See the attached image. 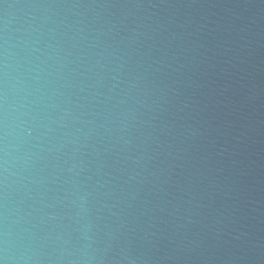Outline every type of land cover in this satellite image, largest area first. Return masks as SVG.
Wrapping results in <instances>:
<instances>
[{
    "label": "water",
    "instance_id": "water-1",
    "mask_svg": "<svg viewBox=\"0 0 264 264\" xmlns=\"http://www.w3.org/2000/svg\"><path fill=\"white\" fill-rule=\"evenodd\" d=\"M0 264H264V0H0Z\"/></svg>",
    "mask_w": 264,
    "mask_h": 264
}]
</instances>
